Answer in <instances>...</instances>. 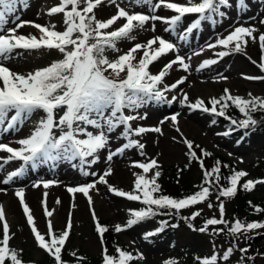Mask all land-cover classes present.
I'll use <instances>...</instances> for the list:
<instances>
[{
    "label": "snow or ice",
    "instance_id": "obj_1",
    "mask_svg": "<svg viewBox=\"0 0 264 264\" xmlns=\"http://www.w3.org/2000/svg\"><path fill=\"white\" fill-rule=\"evenodd\" d=\"M17 2L18 0H0V131L8 133L18 130L19 126L37 112H41L42 116L28 136L16 141L19 147L0 143V153L6 154L0 156V169L10 162H20L19 167L9 172L2 180L4 184L23 176L28 166L35 170L40 165L49 163L55 165L59 161L78 160L82 175H96L94 172L87 171L86 167H91L100 160V153L108 148L110 134L118 128L122 129L120 134L127 142L115 151H109L107 161H112L114 156L130 148L139 149L141 155H144L142 150L145 145L133 137H139L147 132L162 134V130L160 127H133L132 122L145 118L139 114L138 110L149 105L150 102L171 105L175 101L191 110L199 109L230 119L236 129L245 130L257 124L252 113L264 111V98L254 97L251 94H249L250 98L233 96L227 88L224 89V95L207 101L211 107L206 106L205 100L201 98L192 102L182 89L179 95H173L169 99L166 93L178 89L185 82L186 77H181L170 85L165 83V77L169 75L174 65H179L186 72L190 65L185 62L183 56L176 55L153 74L150 66L176 50L173 43L161 36H153L145 43H135L123 54H119L121 49L118 43L123 40H136L133 32L136 29H143L150 22L161 21L168 25L166 31H174L185 16L195 15L198 18L186 29V33H190L200 26L201 21L211 20L213 15L226 17L227 12L221 9L236 6V0H232L231 4L230 0H195V2L185 0L184 3L173 2V0H131L132 4L145 6L147 12H130L127 7L117 3V0H107L115 6L116 12L110 18L103 20L97 18L95 10L102 7L105 0H58L56 6L48 9L47 14L49 16L62 14L63 30H57L55 24L41 25L24 20H20L14 27H6L9 18L16 12ZM238 7L247 8L246 0H238ZM165 9L174 14L168 17L157 14L158 11ZM119 21L123 22L119 27L114 28L113 26ZM259 22L264 25V19ZM25 26L37 29L40 35L37 37L18 34L19 30ZM151 30L155 31V23H151ZM180 38L185 39V36ZM249 41L259 43L262 54L258 67L264 72V33H259L254 26L240 24L232 28L226 36L217 38L214 44H208L207 47L212 49L220 46L224 50L215 55L217 58H223L232 53L244 52ZM41 49L56 50L62 58L53 60L47 66L27 74L15 72L4 63L20 50L27 52ZM110 51L118 55L115 58H109ZM138 53L142 54L138 56ZM217 62V59L204 60L197 70ZM253 63L257 62L253 61ZM220 79H227V77H220ZM246 79H264V77L249 76ZM229 102L244 116L243 119L235 120L226 116ZM178 116L179 113H176L169 119L176 126L175 130L180 132ZM163 123L164 121H161V124ZM57 130H59L58 134ZM228 134L224 133V135ZM183 143L187 146V155L190 159L199 160L201 168L204 169L203 160L197 156L193 142L185 138ZM201 154L202 156L211 155L203 149ZM133 166L141 169L142 173L133 174L135 180L132 191L118 189L109 183L107 178L113 174L111 167H108L97 181L69 187L67 191L72 194H83L91 207L93 201L90 191L96 189L97 184H104L115 196L140 202L143 207L138 210H129V218L125 225L115 226L114 230L119 233L155 215H178L183 209L204 203L211 195L212 186L216 185L219 218L206 219L198 231L207 232L211 226L214 235L227 231L234 239H238L239 236L248 239L249 232L264 229V221L245 222L236 219L229 223L225 219V205L221 197L235 196L238 187L251 191L257 183H264V181L247 179L241 184L242 178L248 176L246 171L233 170L232 174L226 178L228 186H222L220 185V161H217L211 170H204L203 183L206 186L182 198H174L161 194V186L157 182L161 172L158 170L160 166L156 159L148 162H134ZM154 169L151 177H148L147 174ZM55 183L57 182L52 180H42L33 184V187H39L42 184L43 188L48 189ZM15 195L19 198L23 215L37 246L53 257L55 264H67L62 258V252L73 226L71 214L66 227L61 232L57 234L53 221L48 219L47 232L42 234L36 226L32 210L25 202L23 189L17 190ZM47 195L48 193L45 192V198ZM57 203L60 201L57 200ZM42 204L45 217L51 218L54 213L48 209L46 199L42 201ZM208 207L212 208L213 205L208 203ZM255 211L261 212L264 209L255 207ZM200 215V211H194L191 216L181 218L194 220ZM92 216L94 220H97L94 211ZM0 224H2L0 264H25L20 252L10 246L12 234H10V224L2 205H0ZM166 224V221H162L161 227L157 228L156 232L162 231ZM189 227L193 226L189 224ZM107 230L97 220L96 231L101 237L102 244L103 234ZM256 234L261 233L256 232ZM153 235L155 232H148L145 238ZM213 247L215 248V245ZM237 247L236 243H232L222 254L213 251L210 256L197 257V264H218L220 260L226 262ZM239 251L242 254L246 253L247 248H240ZM72 255L76 256V253L73 252ZM136 259H143V256L139 253L134 255L120 248L116 249L115 256L110 255L106 248L102 250V264H132ZM164 264H177V262L170 259Z\"/></svg>",
    "mask_w": 264,
    "mask_h": 264
},
{
    "label": "rangeland",
    "instance_id": "obj_2",
    "mask_svg": "<svg viewBox=\"0 0 264 264\" xmlns=\"http://www.w3.org/2000/svg\"><path fill=\"white\" fill-rule=\"evenodd\" d=\"M173 2L184 3L185 0H173ZM57 3L58 0H23V2L18 0L16 12L9 18L6 27H14L20 20H24L34 21L41 25L55 24L57 30H63L62 14L54 16L47 14L48 9L56 6ZM117 3L127 7L130 12L148 11L143 5L132 4L131 0H117ZM231 3L232 0H230ZM246 4L247 8H240L238 7V0H236V6L221 9L227 12L226 17L221 18L213 15L211 20L201 21L200 26L197 29H193L190 33H186V29L198 18L195 15L185 16L174 31H166L165 29L168 28V25L161 21L150 22L143 29H136L133 32L136 40H123L118 43V47L121 49L119 54H123L135 43H145L153 36H161L173 43L176 46V50L151 65V72L153 74L157 73L176 55L183 56L185 62L190 65L187 72L181 69L179 65H174L169 75L165 77V83L169 85L181 77H186L185 82L178 89L166 93L169 99L173 95H179L182 89L184 93L188 94L192 102L197 98H201L205 100L206 106L211 107V105L207 104V101L213 97L219 98L224 95V89L226 88L229 89L233 96L250 98L249 94H251L254 97L264 98V79H246L249 76L264 77V72L258 67L262 54L258 41H249L244 52L232 53L223 58H217L215 55L217 52L224 50L220 46L212 49L207 47L208 44H214L217 38L226 36L232 28L240 24L254 26L259 33H264V25L259 22L264 19V0H246ZM115 12V6L108 3L107 0H105L102 7L95 10L97 18L102 20L110 18ZM157 14L168 17L174 13L165 9L158 11ZM122 22L119 21L113 27H119ZM151 23H155V31L151 30ZM18 34L26 36L36 35L37 37L40 35L38 30L31 26L23 27ZM181 36H185V39H181ZM194 53L199 54L196 55ZM141 54L138 53L137 55ZM108 55L109 58H115L118 54L110 51ZM60 58L62 56L56 50L41 49L27 52L20 50L18 54H13L4 63L15 72L27 74ZM208 59H217L218 62L198 71L200 64ZM253 61L257 63H253ZM220 77H227V79H220ZM197 84L200 85L197 86ZM138 112L145 118L132 122L133 127H160L162 134L147 132L139 137H133L145 145L142 150L144 155H141V150L130 148L114 156L112 161L109 162L106 159L108 152L115 151L127 142L120 134L122 129L118 128L110 134L111 138L108 148L100 153V160L96 164L91 165V167H86L87 171L90 173L94 172L96 175H82L78 160L74 161L77 164V170L71 169L72 162L68 163L69 161H65L66 170L61 172L59 167L56 170L49 168L48 171L44 172L42 167L40 168L41 170H32L28 166V170L23 176L14 178L8 184H4L2 180L7 177L9 172L18 168L20 162H10L3 169H0V189H2L0 191V205L4 207L5 212L8 208H11V211H15L14 215L6 214L7 221L10 224V234H12L10 246L20 252L21 258L25 263L38 262L48 253L40 249L35 242L23 215L19 198L15 195L17 190L23 189L25 202L26 195L33 189L38 195V199L43 201L46 199L49 210L54 203L55 212L54 217L51 218L45 217L44 212H41L40 208L32 210L36 226L42 234L47 232L48 219L53 221L54 230L57 234L61 232L66 227L69 214H71L73 226L65 248L70 251H80L84 256L96 259L102 255V250L105 248L104 243H101L100 235L96 231L97 220L98 222L107 223L114 230L116 225L123 226L126 224L129 218V210H135V208L137 210L140 202L117 197L108 191L107 185L97 184L96 189L90 191L93 201L90 207L87 197L81 193H69L67 189L97 181L108 167L113 169V174L107 178L109 183L118 189L132 191L135 180L133 174L142 173L141 169L133 166L134 162H148L151 159H156L160 166L158 170L161 172L157 182L160 184L162 192V190H167L166 187L170 188L169 180L166 181L164 175H162L165 169L179 167L189 159L187 146L183 143L186 138L193 142L194 150L199 156L200 149H203L211 153L212 156L227 161L225 165H231L236 171H246L248 176L242 178L241 184L247 179L264 181V170L262 167L264 163V126L260 127V130L247 132V135L240 132L237 135V130L224 129L216 121V115L199 109L191 110L175 101L171 105L150 102L149 105L139 109ZM234 112L238 115L231 119L240 120L244 118L237 108ZM176 113H179L178 126L180 132L175 130L176 126L169 119ZM41 116V112L35 113L31 119L19 126L18 130L10 131L9 134L0 131V143H8L13 147H19L16 141L28 136ZM257 119L259 121L263 120L264 114L258 116ZM161 121H164V123L161 124ZM228 121L231 123L230 119ZM226 132L229 134L224 135ZM196 145L199 147H195ZM3 155L6 154L0 153V156ZM209 158L210 155L202 158L204 159V169L210 163ZM49 164L44 165L49 166ZM200 167L196 165L190 166L186 170V174L181 176L180 181L184 180L191 187H194L195 183L201 179L202 170ZM222 169L226 178L232 174L228 171V167H223ZM154 171L155 169L150 171L147 176L151 177ZM42 180H52L57 183L48 189L43 188L42 184L39 187H33V184H37ZM202 180L204 182V179ZM203 186L206 185L203 183ZM238 190L240 191H237L236 195L231 198H220L224 202L225 219L229 223L238 219L235 211L239 206V193H245L251 199L264 198V183H257L251 191H246L242 187H238ZM210 191L211 195L204 203L181 210L179 216L182 215V217H189L194 211H200L201 215L194 220H188L196 227L189 228L182 225L183 227L175 231V244L173 246L170 244L169 236L155 238L153 235L147 239L145 238L146 233L155 232L160 226L157 220L148 219L119 233L114 230L118 248L134 255L139 253L143 256V259H136L132 264H164L166 260L170 259L175 260L177 264H197V257L210 256L213 251L217 254H222L232 243H236L238 245L237 250L233 252L226 262L220 260L218 264H264V229L249 232L248 239H245L244 236L234 239L227 231L220 235H214L211 231V226L207 232L198 231L206 219L211 217L219 218L220 215L219 201L217 200L218 192L214 191L213 193V187ZM45 192L48 193L46 198L44 196ZM56 192H61L64 196H67V198L65 197L66 206L61 208V202L57 203L54 198ZM208 203H211L213 207L209 208ZM247 206V210L253 213L256 212L254 207ZM93 211L97 220L93 219ZM255 214V221H264V215H260L258 212ZM256 232L261 234L257 235ZM0 238H2V224H0ZM213 245H215V248ZM240 248H247V252L242 254L239 251ZM113 255H116V249Z\"/></svg>",
    "mask_w": 264,
    "mask_h": 264
},
{
    "label": "trees",
    "instance_id": "obj_3",
    "mask_svg": "<svg viewBox=\"0 0 264 264\" xmlns=\"http://www.w3.org/2000/svg\"><path fill=\"white\" fill-rule=\"evenodd\" d=\"M229 107L226 109V116L228 117H231V118H235L238 114L235 111V106H232L231 105V102H229ZM210 107V106H209ZM261 114H264V111H256L254 113H252L253 115V118L257 121V124L253 127V128H250V129H237L238 131H242V132H245V131H254V130H260V127L264 126V119L259 121L257 119L258 116H260ZM220 116H217L216 117V121L225 129H234L232 124L228 121V119H226L225 117H220ZM263 122V123H262ZM201 150V149H200ZM188 153V151H187ZM209 153V152H208ZM197 156L203 160V164H204V156H202L201 154V151H200V156L197 154ZM189 157V156H188ZM207 157V156H206ZM210 163L209 165H207L206 169H202L201 167V179L199 181H197L195 183V186L194 187H191V185L189 183H186L184 180H181L180 181V178L183 174H186V170L190 168V166H200V162L199 160H193V159H188V161L179 166V167H170V168H167L165 169V171L163 172L164 174V177H165V180H169V187L170 188H167V190H162L161 194H164V195H168L170 197H174V198H182L184 196H187L189 194H192L194 193L195 191L199 190L200 187L203 186V180L204 179V170H211V168L213 166L216 165V162L217 161H220V175H221V180H220V185L222 186H227L228 183L226 181V177H225V173L223 171V167L225 164H227V161L221 159V158H218V157H215V156H212L210 155ZM223 166V167H222ZM228 167V171L230 173H232L233 170H236L234 168H232L231 165H227ZM263 167V170H264V163L262 165ZM226 168V167H225ZM203 177V178H202ZM202 180V181H201ZM202 184V185H200ZM213 193L214 191L215 192H218V188L216 185H213ZM173 189V190H172ZM240 190H238L239 192ZM238 197L240 198L238 201H239V206H238V209L235 211V214L236 216L238 217L239 220L241 221H245V222H252V221H255V218L254 216H256V212H252L250 210H247L248 209V206L247 205H250L252 208L254 207H259L261 209H264V198H254V199H251V198H248V195H246L245 193L242 194L239 193L238 194ZM237 197V198H238ZM143 205L140 203L137 207V210L142 208ZM251 207H249L251 209ZM136 210V208H135ZM260 215H264V211H261V212H258ZM182 215L179 216V214H171V215H155L153 217H151L150 219H155L158 221V223L160 224V226L158 228L161 227V222L162 221H166L167 224L163 227V230L160 231V232H157L154 236L155 238L157 237H167L169 236L170 237V244L173 246L175 244V231L177 229H180L181 227L183 226H187L189 227V224H191L190 221L188 220H185V219H182L181 218ZM261 218V216H259ZM148 220V219H146ZM144 220V221H146ZM261 220V219H260ZM100 225L102 226H105L108 230V232L106 231L104 234H103V243L105 245V248L109 251L108 253L110 255H113L115 253V249L118 248V243H117V239H116V232L113 230V228H111L110 226H108L107 223H104V222H99ZM172 225H176V227H172ZM183 225V226H182ZM193 227H189V228H194L196 226H194L193 224H191ZM112 251V253H110V251ZM76 253V256H73L72 253ZM62 258L64 261L67 262V264H102V255L96 259L94 258H90V257H87V256H84L82 253H80V251H77V250H74V251H70L68 250L67 248H65L62 252ZM77 258H83L82 260H79ZM25 264H55V261H54V258L51 257L49 254H46L42 259H40L38 262H27Z\"/></svg>",
    "mask_w": 264,
    "mask_h": 264
},
{
    "label": "bare ground",
    "instance_id": "obj_4",
    "mask_svg": "<svg viewBox=\"0 0 264 264\" xmlns=\"http://www.w3.org/2000/svg\"><path fill=\"white\" fill-rule=\"evenodd\" d=\"M198 85H200V84H197V86ZM204 88H206L205 86H203ZM205 93V92H204ZM10 132H8V134H9ZM72 162V164H71V169H73V170H77V164L76 163H74V161H71ZM68 163H70V162H68ZM75 165V166H74ZM42 167V171H44V172H46V171H48L49 170V168H51V169H57L58 167H59V171L61 172L62 170H66V163H65V161H59V162H56L55 163V165H53V164H49V166H47V165H43V166H40V167H37L36 168V170L37 169H40ZM41 170V169H40ZM119 172V171H118ZM33 173H34V171H33ZM33 189H31L29 192H28V194L26 195V202H27V204L29 205V207H30V209L31 210H33V209H37V208H40L41 209V212L43 211L44 212V207H43V204H42V199H38V195H36V193H35V191L33 190ZM65 197L67 198V196H64L61 192H56L55 194H54V198H55V200L57 201V200H59L61 203H60V206H61V208L62 207H64V206H66V204H67V202H66V200H65ZM13 208V207H12ZM50 210H52L53 211V213L55 212V205H54V203L52 204V206L50 207ZM62 210V209H61ZM6 214H12V215H14L15 214V211H11V208H8L7 210H6ZM52 217H54V214H53V216Z\"/></svg>",
    "mask_w": 264,
    "mask_h": 264
}]
</instances>
